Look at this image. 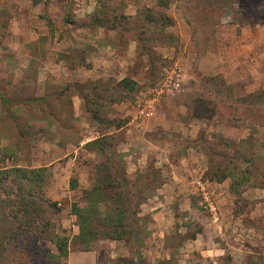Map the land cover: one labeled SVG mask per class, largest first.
<instances>
[{"label":"rangeland","instance_id":"rangeland-1","mask_svg":"<svg viewBox=\"0 0 264 264\" xmlns=\"http://www.w3.org/2000/svg\"><path fill=\"white\" fill-rule=\"evenodd\" d=\"M97 14L108 30L84 28ZM43 61L59 83L36 98ZM103 163L144 199L133 240L80 237ZM23 188L35 210L0 208V264H264V0H0V201Z\"/></svg>","mask_w":264,"mask_h":264},{"label":"trees","instance_id":"trees-1","mask_svg":"<svg viewBox=\"0 0 264 264\" xmlns=\"http://www.w3.org/2000/svg\"><path fill=\"white\" fill-rule=\"evenodd\" d=\"M100 14V13H98ZM95 15L92 18L91 25L88 28H102L108 30L107 27L102 25L101 15ZM69 23V21H66ZM121 88L127 89L129 92L134 91L136 84L130 78L123 79L119 84ZM204 102L202 100H195L193 106V117L197 119L210 118L209 114L213 113L214 110H209L204 107ZM209 113V114H208ZM207 115V116H206ZM118 127H121L120 125ZM93 148L99 147L101 150H105V140L96 139L92 142L86 144ZM112 168L107 165V163L99 164L96 167L98 178H96L95 184L89 190H85V206L80 207L78 204L74 203L72 205V212L78 218L80 237L83 240L94 239L98 235H102L110 240H133L135 239V228L136 220L131 217H135L139 213V209L144 199L138 201L135 206L131 205V190L135 185V182H131L129 178L122 173L119 175L113 173ZM11 173H17L21 176V180L27 184H37L38 186L44 187L46 183V172L47 168H39L35 170H28L22 168H15L10 171ZM10 172H5L6 178L10 177ZM226 176L219 177V180H224ZM239 184L233 181L232 191L238 192ZM70 189H76V184L74 181L70 182ZM28 190V189H27ZM22 192V193H21ZM18 197L14 199L8 198L0 201V208H14L17 204L20 210L25 213H32L34 203L29 201L28 197H33V193L29 188L28 192L25 193V189L20 190ZM105 201H112L114 210L110 213L111 205L106 204L108 212L103 215V210L101 205L105 206ZM44 202L51 205L53 202L44 200ZM14 204V205H13ZM53 205V204H52ZM56 205V204H54ZM28 223H32L31 220ZM196 236H193L195 239ZM57 244L58 249L64 256H68L67 245L63 242Z\"/></svg>","mask_w":264,"mask_h":264},{"label":"crops","instance_id":"crops-1","mask_svg":"<svg viewBox=\"0 0 264 264\" xmlns=\"http://www.w3.org/2000/svg\"><path fill=\"white\" fill-rule=\"evenodd\" d=\"M57 20H53L52 19V23H54V25H55V22H56ZM61 24H63V28H62V25L61 24H59L58 26H61V27H59V28H62L63 30L64 29H66L67 27H71V23H67V22H64L63 21V17H62V19H61ZM40 26H42L43 27V30L44 31H46V34H42L43 36H46V35H48L49 34V26H48V23H42ZM58 26H57V23H56V26H54L55 27V29L57 30V28H58ZM84 28H86V30H91L90 28H88L87 26L86 27H84ZM39 29H41V28H39ZM54 29V30H55ZM36 31L34 30V33H35ZM56 32H58V31H56ZM53 35V34H52ZM57 35H58V33H57ZM52 38V37H51ZM262 42V41H261ZM46 66V67H45ZM61 67V64L60 63H58V61H57V63L54 61V62H51V63H49V65H47L46 63H45V61H43L42 63H41V66H39V68H38V72H36V74L33 72V74H35L36 75V81H35V83H36V94H35V97L36 98H41V97H44V91H45V89H44V87H45V85H55V83H59L58 82V75H57V71H56V69H59ZM47 68V69H46ZM27 74H28V72H26ZM24 74V73H23ZM47 83V84H46ZM43 88V89H42ZM42 89V90H41ZM75 99L77 100L78 99V101H79V103H80V97L78 96H76V97H73V105L75 104L76 105V103H75ZM17 105H20V106H26V107H34L35 105L36 106H38V103L36 102V101H34V99L33 98H31V100H28V101H26V102H23V103H21V104H17ZM53 164V163H52ZM68 191L70 190V185H68L67 186V188H66ZM65 189V190H66ZM72 190V189H71ZM75 190V189H74ZM66 192V191H65ZM64 195H65V197L67 196V194L66 193H63V194H59V196H61L60 198H59V200H58V197L59 196H57V195H55L52 191H51V193H50V196L53 198V199H55V201H60L63 197H64Z\"/></svg>","mask_w":264,"mask_h":264}]
</instances>
